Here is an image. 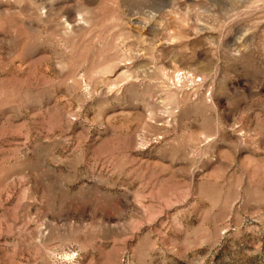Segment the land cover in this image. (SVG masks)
I'll use <instances>...</instances> for the list:
<instances>
[{"label":"rangeland","instance_id":"374dc122","mask_svg":"<svg viewBox=\"0 0 264 264\" xmlns=\"http://www.w3.org/2000/svg\"><path fill=\"white\" fill-rule=\"evenodd\" d=\"M0 264H264V0H0Z\"/></svg>","mask_w":264,"mask_h":264}]
</instances>
